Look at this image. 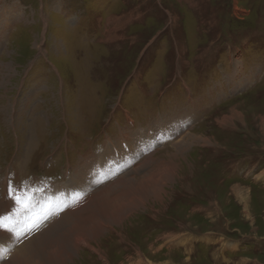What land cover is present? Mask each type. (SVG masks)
I'll list each match as a JSON object with an SVG mask.
<instances>
[{"label":"rangeland","instance_id":"obj_1","mask_svg":"<svg viewBox=\"0 0 264 264\" xmlns=\"http://www.w3.org/2000/svg\"><path fill=\"white\" fill-rule=\"evenodd\" d=\"M16 6L12 23L4 8ZM149 128L163 130L145 155L154 161L99 194L91 182L47 185H68L123 130ZM146 178L155 190L131 218L99 227L74 215L79 227L51 232L30 264H264V0H0V214L19 231L14 252L110 184L117 201H142ZM72 195L86 199L75 210ZM33 201L45 202L35 221ZM24 206L14 229L18 214L3 207ZM101 228L113 231L95 238Z\"/></svg>","mask_w":264,"mask_h":264},{"label":"bare ground","instance_id":"obj_2","mask_svg":"<svg viewBox=\"0 0 264 264\" xmlns=\"http://www.w3.org/2000/svg\"><path fill=\"white\" fill-rule=\"evenodd\" d=\"M18 6H16V8L18 10L15 12H11V13H9V10L7 8L6 9L4 8V10L6 11L7 20H9L11 18L12 23L20 20L22 11L20 12V8H18ZM4 10H2V11H4ZM7 13L9 14V16L7 15ZM16 18H17V20H16ZM110 40H112V39H110ZM156 123L163 124L165 122L157 121ZM168 125H169V123H167V124L165 123L166 127ZM143 135H147V137L144 140H141V137ZM162 136H163V130L160 128H157V129L149 128L144 133L137 132V131L123 130V133L120 134L115 141H113V140H107L106 141L105 151L103 153H101L100 155H96V156H94L95 154H93V157H89V159L82 161L84 168H80L77 172H75L74 176H72V178L69 180L70 182L68 183V185H66V184H62V185L57 184V185L60 188L64 187V189H63L64 193L66 191H68L69 189L71 191H73L74 189H79V192H84V191H86V185L89 182H91L92 184H94L93 187L96 186L98 188V190H99L98 194H99L101 191L104 190V187H105L104 181L106 179H108L109 177L111 178L115 173L129 168V167L135 165V163H137V162H142V164L144 165L143 168L146 165L149 166L154 161V159L152 158V160H151V158L149 156L148 159L151 161H149L148 163L145 164V162H144L145 155L149 152V150H151V146L155 143V141L159 140ZM180 138H178V141H179L178 143H181V144L176 147L177 150H181L188 143V141L190 142V140L192 139L191 136L186 137L185 140H183V139L180 140ZM134 143H137L140 146V149L134 148V146H133ZM124 174L125 173H122L120 175V178ZM78 175H81V176L79 177ZM132 175L133 174H130L128 177L123 178L121 183L119 184V186L122 187L125 183H127L131 179ZM136 175H138V174H136ZM149 179L150 178H146L138 186L141 190H143V192H145V195H144L145 198L142 201H141V199H137L136 197H134L133 194L131 195L130 201L127 203H124L122 201H117L122 197V193H118V191L121 189V187L118 186V187L113 188L112 184H110L109 188H111V189H109L108 192H105V193H107L108 196L115 195L112 197L113 201H99V200L105 198V193H103L99 197L100 199L96 198V200L99 199L98 201H91L86 206H84L81 210L75 211L73 213H69L67 215H64V218L62 219V221H60L56 225L54 223H52L47 228V230H49V229L50 230L48 232L44 233L45 235L40 236L38 238H35L34 240H30V241L26 242L25 244H23L20 247V249L17 251V253L14 252V248L12 247V244H14V242L17 240V238L19 236V231L18 230L12 231L10 228L11 226L6 228V224H9V223H8L7 219H5V220L3 219V221H2L3 227H0V237L4 239V241L6 243L5 244L6 248H8V247L12 248L11 253H12L13 258L9 262H6L4 260L1 261V258L3 255H2V252H0V264H30V261L35 260V253H36L38 247L40 245H42L46 240L50 239V233L51 232H53L55 229H57L61 226H64V224H65V226H68L70 228H72V226H75V228L79 227V225L77 223L75 225H72L71 222L70 223L67 222V219L74 216V215H78V216L74 217L72 220L83 221V222H95L96 220H98L99 218H101L105 215H110L108 219H110V221H112L114 223V226L115 227L120 226L121 225L120 222H123L127 218H131V216L134 215V213H137L139 211V209L141 208V206L144 205L146 203V200L152 195V193L148 192V191L154 187H150L148 185V182H146ZM100 181L101 182L103 181L102 185H101ZM18 189L19 188H16L15 190L18 192ZM48 189H50L49 186H48ZM55 189H56V186H55ZM90 190L91 189H89L88 191H90ZM154 190H155V188H154ZM17 192H15L13 196L18 198L19 195ZM30 195H32V194L30 193ZM91 195H97V192L95 191V193H91L90 196ZM29 196L26 199H23L22 201L32 202V201H29ZM73 199H75V201H77V202L74 203ZM85 200L86 199H83L81 197V195H78V196L72 195L70 200L65 201V202L70 203L69 206L72 207V210H75ZM15 201H17V200L15 199ZM33 203H35V204H34V206H32L31 210L29 211V214L33 218L32 220L35 221L34 217L38 218V214L39 215L43 214V211H42V213L38 211V205L39 204H45V202L33 201ZM48 204H49V206H53L52 203H50V202H48ZM14 205H17V204L14 203ZM29 207L30 206H27L26 208H25V206L23 207V208H25L23 216L19 213V211L21 209L11 210V209H8L10 207H8L7 209H6V207H3V209H5L6 213L11 211L14 215L18 214L17 226L16 225L14 227L12 226V228L17 229L18 225L20 224V222L22 220L25 222V220L27 219V216H28L27 213H28ZM109 207L112 208V212H108ZM7 215L8 214L4 215V218ZM0 216H1V218H3L2 214H0ZM140 216H144V215H140ZM55 217H56V215L53 216L52 219H54ZM48 224H49L48 222L45 223L43 225V227H45ZM102 225H103L102 221L98 220V222L96 223V226L102 227ZM112 231H113V228H110L109 230H105V231L101 228L99 230V232L96 235H94V237L99 238V237H102L103 235L111 233ZM29 236H31V233L21 240H24L26 238L28 239ZM21 240H19L17 242V244H19L21 242ZM34 244H35V248H34ZM55 244L56 245L59 244L58 248L60 249V251H62L64 241H58ZM2 250L5 251L4 254H7L6 249L2 248ZM9 252H8V254L10 255L11 253H9ZM68 256H69V258H71L72 257L71 253H69ZM35 262H36V264H43L44 263V261L38 262L37 260ZM61 262H62L61 264H64L66 262V260L61 259Z\"/></svg>","mask_w":264,"mask_h":264},{"label":"snow or ice","instance_id":"obj_3","mask_svg":"<svg viewBox=\"0 0 264 264\" xmlns=\"http://www.w3.org/2000/svg\"><path fill=\"white\" fill-rule=\"evenodd\" d=\"M13 199H16L17 200V202H19V198H17V197H13ZM3 218H0V227H3Z\"/></svg>","mask_w":264,"mask_h":264}]
</instances>
